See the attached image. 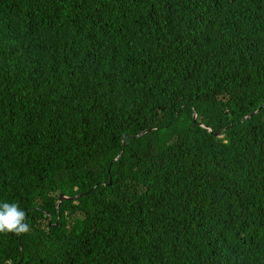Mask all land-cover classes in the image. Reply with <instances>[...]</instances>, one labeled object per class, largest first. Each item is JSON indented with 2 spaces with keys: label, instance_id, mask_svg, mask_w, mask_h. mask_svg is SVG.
<instances>
[{
  "label": "trees",
  "instance_id": "16d2710c",
  "mask_svg": "<svg viewBox=\"0 0 264 264\" xmlns=\"http://www.w3.org/2000/svg\"><path fill=\"white\" fill-rule=\"evenodd\" d=\"M261 104L264 0H0V264H264Z\"/></svg>",
  "mask_w": 264,
  "mask_h": 264
},
{
  "label": "clouds",
  "instance_id": "9594fccd",
  "mask_svg": "<svg viewBox=\"0 0 264 264\" xmlns=\"http://www.w3.org/2000/svg\"><path fill=\"white\" fill-rule=\"evenodd\" d=\"M147 129H145V131ZM153 129H155V127ZM140 134L141 133H139L138 135ZM29 231L30 226L28 223H26V213L19 207L17 203H0V234L6 235L11 233L20 235L28 233Z\"/></svg>",
  "mask_w": 264,
  "mask_h": 264
},
{
  "label": "water",
  "instance_id": "95a60500",
  "mask_svg": "<svg viewBox=\"0 0 264 264\" xmlns=\"http://www.w3.org/2000/svg\"><path fill=\"white\" fill-rule=\"evenodd\" d=\"M262 107H264V104H261L257 109H255L254 111H252V112H250L249 114H247V115L245 116V118H248V117H250V116L256 114V113H257ZM192 117H193V121L195 122V120H196V112H193ZM201 126L207 128L208 131L212 132L211 127H209L208 125H206V124H204V123H201ZM151 129H152V128H149V129H147L146 131H145V130L142 131L140 135H142V134H144V133L150 131ZM215 134H216V135H219V131L216 132ZM119 157H120V153H119V154L113 159V161L117 160ZM76 196H78V195H76ZM68 198H71V197H69V196H67V195H65V194H63V193L60 194V196H59V200L56 202V207H58V204H59L60 201H62L63 199H68Z\"/></svg>",
  "mask_w": 264,
  "mask_h": 264
}]
</instances>
